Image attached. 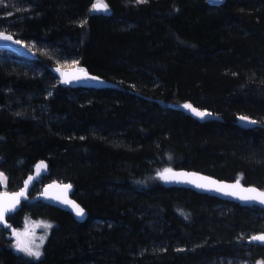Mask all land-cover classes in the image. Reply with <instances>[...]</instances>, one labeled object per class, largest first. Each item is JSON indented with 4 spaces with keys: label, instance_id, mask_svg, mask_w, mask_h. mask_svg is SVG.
Returning <instances> with one entry per match:
<instances>
[{
    "label": "trees",
    "instance_id": "1",
    "mask_svg": "<svg viewBox=\"0 0 264 264\" xmlns=\"http://www.w3.org/2000/svg\"><path fill=\"white\" fill-rule=\"evenodd\" d=\"M102 1L107 13H96ZM3 0L0 30L78 59L109 81L68 87L48 53L0 50V171L17 191L41 160L49 174L9 218L52 224L38 260L0 228V264H264V210L165 186L183 169L264 189V0ZM191 105L214 117L199 119ZM71 183L84 222L35 201ZM1 190V187H0ZM232 260H234L232 262ZM238 263H237V262Z\"/></svg>",
    "mask_w": 264,
    "mask_h": 264
},
{
    "label": "water",
    "instance_id": "2",
    "mask_svg": "<svg viewBox=\"0 0 264 264\" xmlns=\"http://www.w3.org/2000/svg\"><path fill=\"white\" fill-rule=\"evenodd\" d=\"M210 6L220 7L224 5L227 0H206ZM101 4L105 5L103 2L94 3L93 8L96 13H107V10H96L95 6ZM0 33L11 36V40L0 39V50L7 51L23 58L33 60L37 57V53L34 49L29 47L21 39L17 38L15 35L0 30ZM18 42V43H17ZM51 72L58 78L59 82L63 86H68L72 88L82 87L87 89H102L109 86V81L91 73L85 65L77 64L74 67L63 68L60 66H52ZM182 112L191 114L196 118L203 119V116L197 115L196 112L189 108L180 107ZM198 112L202 113L201 110L197 108ZM245 119H241V118ZM254 122V123H253ZM237 124L244 129H254L257 127H264V125L256 119L248 116H240L238 118ZM49 174V163L46 160L39 161L33 172L25 179L22 188L17 191H1L0 201L6 202L9 206L15 204V210L9 212L5 215L3 222H0V228H8L11 226L9 218L19 212L23 205L30 200V193L37 183H39L45 176ZM237 181L220 180L209 174L203 172L191 171V170H181L173 169L165 171L162 174V182L165 186L176 187L183 189H190L200 194H207L209 196L218 198L221 201L231 202L239 204L243 207H259L264 210V205L259 204L255 201H243L238 198L239 195H250L252 193H246L243 189L255 188L258 191H264L263 188H259L254 185H247L239 181V186L229 187L232 185H237ZM197 185H205V187H198ZM70 186V187H68ZM219 189V190H217ZM74 186L69 182H63L59 180H52L47 183L41 193H39L34 200L42 201L44 204L55 206L62 210H65L73 215V217L79 221L84 222L88 213L87 210L73 197ZM23 192V195L19 197V203H15L13 199L14 194ZM235 192L237 195H227L226 193ZM75 206H78L75 207ZM82 210L83 215H77V211ZM264 235L255 234L252 237ZM251 237V242L254 244L264 245V242L253 240Z\"/></svg>",
    "mask_w": 264,
    "mask_h": 264
},
{
    "label": "rangeland",
    "instance_id": "3",
    "mask_svg": "<svg viewBox=\"0 0 264 264\" xmlns=\"http://www.w3.org/2000/svg\"><path fill=\"white\" fill-rule=\"evenodd\" d=\"M149 0H125L126 5H136L140 3L148 2ZM102 2V1H97ZM24 42V41H23ZM29 47L34 49L38 53H48L54 60H56L57 66L63 67V68H70L74 67L78 64V59L70 56H66L65 54H62L60 52L52 51V49H49L46 45H36L33 42H24ZM201 112L204 114V118H212L214 117L211 112L207 110H201ZM1 160V157H0ZM0 187L1 191H8V177L0 171ZM45 225H50V227H45ZM51 226L52 224L48 223L45 220L40 219H31L30 217H26L24 220V223L22 226L15 227L10 226L8 230L7 237L11 240L12 249L19 254L23 259L25 260H38L43 257L44 255V246L46 245L48 238L51 234ZM29 247L33 251H39L41 255L39 258H36L34 256H28L24 252L18 251L17 245ZM234 260H232L233 262ZM237 262V261H236ZM238 262H241L242 264H251L249 261H246V259H241ZM237 262V263H238Z\"/></svg>",
    "mask_w": 264,
    "mask_h": 264
},
{
    "label": "snow or ice",
    "instance_id": "4",
    "mask_svg": "<svg viewBox=\"0 0 264 264\" xmlns=\"http://www.w3.org/2000/svg\"><path fill=\"white\" fill-rule=\"evenodd\" d=\"M2 2H3V0H0V3H2ZM95 8L98 11L99 10H105V11L107 10V6L106 5H101V4L96 5ZM0 39L11 40L12 37L11 36H6V35L0 33ZM184 107L185 108H189L192 111L196 112L197 115H200V116L204 115L203 113L198 112L196 109H192L191 105H184ZM241 119H245V118L242 117ZM166 171H169V170H166ZM197 186L198 187H205V185H197ZM237 186H239V181H237V185H232V186H229V187H237ZM68 187H70V186H68ZM217 190H219V189H217ZM243 191L246 192V193H252V194H250V195H239L238 198L240 200H243V201H255V202H258L261 205H264V191H258L255 188H247V189H243ZM226 194L227 195H237V193H235V192H229V193H226ZM22 195H23V192L14 194L13 199L15 200V203H19V197L22 196ZM75 207L78 208V206H75ZM14 210H15V204H12L11 206H9L6 202L0 201V222H3L4 217H5V215L7 213L12 212ZM77 215H83L82 210L78 209ZM45 227H50V225H45ZM252 239L256 240V241L264 242V235L255 236V237H252ZM17 249H18V251L24 252L28 256H34L36 258H39V256L41 255V253L39 251H33L31 248L20 246L19 244L17 245Z\"/></svg>",
    "mask_w": 264,
    "mask_h": 264
}]
</instances>
